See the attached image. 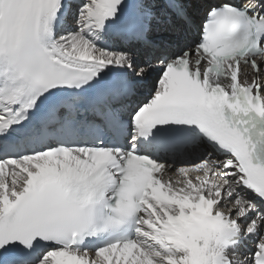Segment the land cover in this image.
<instances>
[{
    "label": "snow or ice",
    "instance_id": "snow-or-ice-1",
    "mask_svg": "<svg viewBox=\"0 0 264 264\" xmlns=\"http://www.w3.org/2000/svg\"><path fill=\"white\" fill-rule=\"evenodd\" d=\"M0 264H264V0H0Z\"/></svg>",
    "mask_w": 264,
    "mask_h": 264
},
{
    "label": "bare ground",
    "instance_id": "bare-ground-1",
    "mask_svg": "<svg viewBox=\"0 0 264 264\" xmlns=\"http://www.w3.org/2000/svg\"><path fill=\"white\" fill-rule=\"evenodd\" d=\"M174 172H175V170H173V171H172L171 173H169V174H170V175H171V174H174ZM250 244H252V243L250 242Z\"/></svg>",
    "mask_w": 264,
    "mask_h": 264
}]
</instances>
